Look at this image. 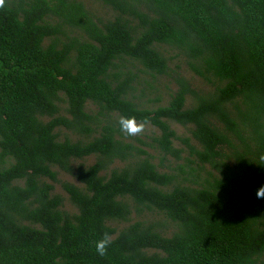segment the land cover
<instances>
[{
  "label": "trees",
  "instance_id": "16d2710c",
  "mask_svg": "<svg viewBox=\"0 0 264 264\" xmlns=\"http://www.w3.org/2000/svg\"><path fill=\"white\" fill-rule=\"evenodd\" d=\"M99 1L110 19L76 0L0 8V264H264V0ZM163 46L213 78V92L188 107L182 84L165 104L134 100L133 69L165 73ZM121 115L147 119L156 148L175 157L169 122L190 125L197 168L216 163L231 131L246 150L240 172L192 185L193 167L160 171L125 140ZM58 171L77 182H59L74 211L53 192ZM132 207L160 213L172 231L129 222ZM114 221L127 224L116 231ZM104 232L113 242L100 256Z\"/></svg>",
  "mask_w": 264,
  "mask_h": 264
},
{
  "label": "rangeland",
  "instance_id": "374dc122",
  "mask_svg": "<svg viewBox=\"0 0 264 264\" xmlns=\"http://www.w3.org/2000/svg\"><path fill=\"white\" fill-rule=\"evenodd\" d=\"M79 1L84 9L95 21H105L110 19L113 12L110 8L103 5L99 0H76ZM162 53L167 58L166 71L163 74L150 75V73L141 70L136 65L133 71L136 74V78L133 82L132 96L134 100H139L143 104L154 107L155 105L165 104L169 96L179 87L180 84L184 85L187 89L185 94V106H190L196 96L207 95L213 92L215 80L211 78V82L203 79L201 76L194 73L191 70L188 57L175 48L167 46L162 47ZM91 114H95L100 118V114H97V107L90 106L88 108ZM170 128L174 131L175 137L172 138V146L179 149L178 157L171 154H163L156 148V144L153 138L158 134V130L150 125H146L145 132L139 136H125V140L133 144L136 148L146 150L150 156L151 161L158 167L160 171L174 174L176 176H183L180 172V168L188 172L189 167H193L195 170L191 175H187L188 182L195 185L200 177H207L210 179L209 174L215 177H222V174L230 175L232 173L238 174L240 172L241 161L238 160L239 156L246 157V150L242 141L231 131L227 136L229 143L223 144L219 151L220 156L215 158L216 163L214 165L204 163L201 168H197L198 159L196 156L189 152V149L184 143V139L192 146L199 149V146L190 137V125H181L179 123L170 121ZM219 125L221 126L220 122ZM61 135L67 134L74 136L68 130L61 129ZM93 156L85 157L81 162L85 165L90 164L93 161ZM120 163H116L119 165ZM180 167V168H179ZM58 182L53 183V192L58 193L63 198V209L71 212L74 211V207L69 203L66 193L60 186L61 181L67 180L73 183H77L69 174L58 171ZM146 219L155 221L160 225V228L166 235H169L172 231V223L160 213L154 211H147L142 209L141 212H135L133 207L129 215V222L137 219ZM127 224L123 221H114L111 226L117 231L122 226Z\"/></svg>",
  "mask_w": 264,
  "mask_h": 264
},
{
  "label": "clouds",
  "instance_id": "9594fccd",
  "mask_svg": "<svg viewBox=\"0 0 264 264\" xmlns=\"http://www.w3.org/2000/svg\"><path fill=\"white\" fill-rule=\"evenodd\" d=\"M5 6V0H0V8ZM120 130L126 136H139L145 132L147 119L138 121L134 116L121 115L118 119ZM259 165L264 166V154L259 155ZM257 199H264V185L256 190ZM112 237L108 232H104L102 236L95 241V251L100 256H105L109 246L112 244Z\"/></svg>",
  "mask_w": 264,
  "mask_h": 264
}]
</instances>
